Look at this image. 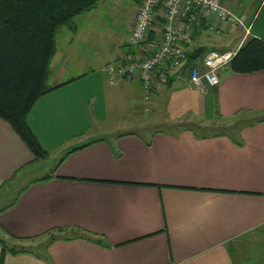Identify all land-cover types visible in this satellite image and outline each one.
Segmentation results:
<instances>
[{
    "label": "crops",
    "instance_id": "obj_1",
    "mask_svg": "<svg viewBox=\"0 0 264 264\" xmlns=\"http://www.w3.org/2000/svg\"><path fill=\"white\" fill-rule=\"evenodd\" d=\"M262 1L225 0L248 33L209 29L206 23L218 24L210 15L193 25L185 54L193 58L201 47V54L236 50L247 35L264 40V15L256 26ZM109 2L125 12L92 16L90 8L57 28L48 84L58 85L32 103L29 127L46 147L43 128H54L49 115L73 128L78 106L99 120L106 103L122 105L125 114L162 106L163 121L178 126L86 133V125L52 145L56 159L39 172L26 144L0 117V238L24 248L0 250V264H264V69L236 72L226 65L216 84L196 87L188 76L192 65L203 68L201 54L184 57L144 98L136 78L109 81L101 73L107 62L140 47L148 52L159 24L131 44L138 0ZM205 31L213 35L197 38ZM80 85L83 91L75 92ZM220 122L227 125L200 128Z\"/></svg>",
    "mask_w": 264,
    "mask_h": 264
},
{
    "label": "trees",
    "instance_id": "obj_2",
    "mask_svg": "<svg viewBox=\"0 0 264 264\" xmlns=\"http://www.w3.org/2000/svg\"><path fill=\"white\" fill-rule=\"evenodd\" d=\"M97 1L0 0V117L23 140L34 159L44 158L46 151L29 127L26 114L37 97L58 85L48 84L55 32ZM201 52L193 58L186 52L185 58L190 61ZM227 65L236 72L264 69V40L247 35ZM0 250L3 254L24 248L8 245L0 238Z\"/></svg>",
    "mask_w": 264,
    "mask_h": 264
},
{
    "label": "built area",
    "instance_id": "obj_3",
    "mask_svg": "<svg viewBox=\"0 0 264 264\" xmlns=\"http://www.w3.org/2000/svg\"><path fill=\"white\" fill-rule=\"evenodd\" d=\"M210 15L218 24L206 23L209 29L216 30V27L224 25L227 29L240 28L244 34L248 32V26L225 0H138L127 41L139 44L157 23L156 41L148 52L140 47L135 55L119 62H107L104 69L108 80L136 78L143 97L148 98L157 82L165 81L167 73L182 63L185 48L192 40L193 25ZM234 52L206 49L200 57L203 68L192 65L189 82L196 87L202 86L203 82L213 86L218 81V70L228 64Z\"/></svg>",
    "mask_w": 264,
    "mask_h": 264
},
{
    "label": "rangeland",
    "instance_id": "obj_4",
    "mask_svg": "<svg viewBox=\"0 0 264 264\" xmlns=\"http://www.w3.org/2000/svg\"><path fill=\"white\" fill-rule=\"evenodd\" d=\"M242 1V0H241ZM111 2H109V0H107L104 4H98L96 3L95 6L92 7V9L90 10L89 13H92V16H97L100 15L102 13H104L105 15H108L109 17H118L121 13L125 12V8L123 5H118L117 7H113L111 8ZM264 0L261 3V7L262 9L260 10L259 16L256 20V26H258L261 23V18L264 15ZM111 5V6H110ZM89 18V16H88ZM78 20V18H76V21ZM63 27V26H61ZM253 29V28H252ZM210 35H213L212 32L210 31H205L201 34V36L197 37V38H201V37H209ZM207 39V38H206ZM210 40V39H208ZM196 44V39L193 42V45L195 46ZM102 77L104 75L105 77V73H101ZM167 79V77H166ZM165 79V81H166ZM165 81H159V83H163ZM93 86L96 87V83L93 84ZM83 86H79L78 91H75L77 93H80L83 91ZM85 90V89H84ZM151 96V95H150ZM92 102V99H91ZM90 105V103H89ZM106 109L104 107H101L100 109L107 111L106 114H102V118H100L99 120H96L97 117H91L90 113L89 116H87V111L83 110L80 106H78L77 111H75V113H72V116H74L76 114V119L79 120V122L74 125L73 128H71V123H69V128L68 126H66V121H64L65 119L62 117H48V119L46 120V122H48L50 124V126L54 127V128H49V130L47 131L46 128H43L45 130V134L48 136L46 139L43 140L44 145L46 147L43 146V149L46 151V155L44 158H39L36 159V161H34V163L31 165H34V169L37 168L39 169V172H42V168H45L48 171V167H46L45 165L51 166V164L54 162L55 158V154H54V148H52V145L57 144L58 141L63 140V136H67L64 138V140L66 138L69 137L70 133L72 132H77V130H81V128L85 129L86 125H87V129H86V133H90V132H96L97 130H110V129H114V127L119 126L122 128H131L134 130H150V129H174L177 128L178 123L174 122V121H163L164 117L162 118V106H160L156 111H152L150 113L148 106H146L145 108L142 107V109H140V111H135L132 114L131 113H127L125 114V110L122 105L120 106L119 104H114L113 106L108 105V103H106ZM95 112L96 114L100 113V111L98 110V108H95ZM155 110V109H154ZM105 115V116H104ZM82 118H84V121L81 120ZM40 118H38V121ZM73 118H70V120H72ZM68 120V119H67ZM81 121V123H80ZM41 122L43 123V121L41 120ZM190 123H194V122H190ZM73 124V123H72ZM198 124V123H197ZM199 125V124H198ZM224 125H227V123H216L214 125L211 124H203V126H201L200 128L203 129H218L219 127H223ZM200 126V125H199ZM140 132V131H139ZM76 134V133H75ZM76 138V137H75ZM69 139L68 141L70 142ZM56 146V145H55Z\"/></svg>",
    "mask_w": 264,
    "mask_h": 264
},
{
    "label": "water",
    "instance_id": "obj_5",
    "mask_svg": "<svg viewBox=\"0 0 264 264\" xmlns=\"http://www.w3.org/2000/svg\"><path fill=\"white\" fill-rule=\"evenodd\" d=\"M203 47L199 48V50L196 51L195 55H197L199 52L203 51Z\"/></svg>",
    "mask_w": 264,
    "mask_h": 264
}]
</instances>
